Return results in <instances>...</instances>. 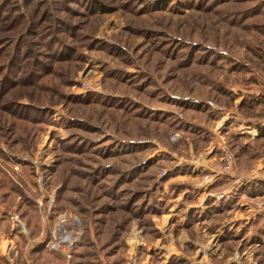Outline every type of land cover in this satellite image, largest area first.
Wrapping results in <instances>:
<instances>
[{"label": "rangeland", "instance_id": "374dc122", "mask_svg": "<svg viewBox=\"0 0 264 264\" xmlns=\"http://www.w3.org/2000/svg\"><path fill=\"white\" fill-rule=\"evenodd\" d=\"M0 264H264V0H0Z\"/></svg>", "mask_w": 264, "mask_h": 264}, {"label": "built area", "instance_id": "2783aa9c", "mask_svg": "<svg viewBox=\"0 0 264 264\" xmlns=\"http://www.w3.org/2000/svg\"><path fill=\"white\" fill-rule=\"evenodd\" d=\"M65 218H61L53 232V245H59L61 242H71L70 236L65 229Z\"/></svg>", "mask_w": 264, "mask_h": 264}]
</instances>
